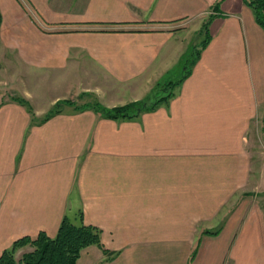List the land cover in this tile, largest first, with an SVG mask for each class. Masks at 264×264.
<instances>
[{
    "label": "crops",
    "instance_id": "crops-1",
    "mask_svg": "<svg viewBox=\"0 0 264 264\" xmlns=\"http://www.w3.org/2000/svg\"><path fill=\"white\" fill-rule=\"evenodd\" d=\"M0 13V71L25 85L0 81V256L82 211L118 253L91 245L78 264H264V28L247 0H0ZM210 15V43L154 111L64 105L35 123L12 98L39 118L61 100H142L184 75Z\"/></svg>",
    "mask_w": 264,
    "mask_h": 264
},
{
    "label": "trees",
    "instance_id": "trees-1",
    "mask_svg": "<svg viewBox=\"0 0 264 264\" xmlns=\"http://www.w3.org/2000/svg\"><path fill=\"white\" fill-rule=\"evenodd\" d=\"M247 3L253 8L257 22L264 28V0H247ZM218 7L219 2L215 5V9ZM212 18L213 15H210L203 23L200 34L204 36V39L200 46L194 45L192 47L191 55L185 66L187 71L184 75L177 81L158 83L151 93L142 100L115 107H107L99 101L77 104L71 100H61L52 107L44 118L39 120L27 99L21 97H13V99L28 108L35 123H44L59 114L65 104L73 105L77 110L92 109L101 116L114 120L137 118L143 112L154 111L161 104L168 103L175 95L176 88L189 76L191 67L211 41L209 25ZM1 22L2 15L0 13V24ZM101 234L100 228L85 223L82 211H79L74 217L67 214L62 220L56 236L52 237L45 231H41L36 236L21 237L2 253L0 264H78L82 250L91 245L100 246L107 254V259H113L118 252L109 251L104 247ZM28 245L32 247V251L24 253L21 259H17V252ZM196 253L197 248L192 253V259Z\"/></svg>",
    "mask_w": 264,
    "mask_h": 264
},
{
    "label": "rangeland",
    "instance_id": "rangeland-1",
    "mask_svg": "<svg viewBox=\"0 0 264 264\" xmlns=\"http://www.w3.org/2000/svg\"><path fill=\"white\" fill-rule=\"evenodd\" d=\"M220 2L221 1H219V6H220ZM35 18H38V17H35ZM202 39H204V36H202V38H199V42L202 40ZM198 42V41H197ZM0 45H1V41H0ZM200 46V45H199ZM10 53H11V51L10 50H6V49H4L3 48V46H2V48H1V50H0V65H1V63L3 64V62H4V56L5 55H8L9 57H10ZM15 59V58H14ZM11 62V61H10ZM15 62H16V66H17V64H18V68L21 70V69H25L26 68V65L25 64H23L20 60H18V59H15ZM0 69H5V66H0ZM178 73H176L175 75H174V78H177V77H179V75H177ZM173 78V77H172ZM8 80L10 83L11 82H16L17 81V85H16V88L18 89V90H22V86L24 87L25 85H24V82L22 83V81L20 80V77H19V79L17 80L15 77H14V79L12 78V76L11 75H5V72L4 71H0V81L1 80ZM2 87V83L0 82V88ZM7 93V92H6ZM4 95H6L5 93H4ZM13 98V97H12ZM21 98H23V97H21ZM26 99V98H25ZM88 100V99H87ZM86 101V100H85ZM30 102V101H29ZM77 102H82V101H79V99H77ZM30 104H31V102H30ZM32 105V104H31ZM65 105H67V104H65ZM32 107H33V105H32ZM33 109H34V107H33ZM34 113H35V111H34ZM36 115V114H35ZM46 115V114H45ZM37 117V116H36ZM39 120L40 119H42V118H44V117H42V118H39V117H37ZM29 247V248H28ZM29 251H32V247L30 246V245H28V246H25V247H23V248H21L18 252H17V254H16V258L17 259H21L22 258V255L24 254V253H26V252H29Z\"/></svg>",
    "mask_w": 264,
    "mask_h": 264
}]
</instances>
